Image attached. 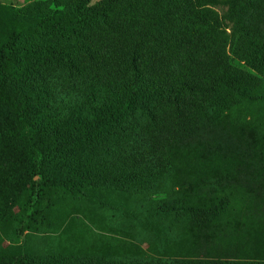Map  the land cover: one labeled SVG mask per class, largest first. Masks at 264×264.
I'll list each match as a JSON object with an SVG mask.
<instances>
[{
	"label": "trees",
	"instance_id": "1",
	"mask_svg": "<svg viewBox=\"0 0 264 264\" xmlns=\"http://www.w3.org/2000/svg\"><path fill=\"white\" fill-rule=\"evenodd\" d=\"M0 264H264V0L0 3Z\"/></svg>",
	"mask_w": 264,
	"mask_h": 264
},
{
	"label": "rangeland",
	"instance_id": "2",
	"mask_svg": "<svg viewBox=\"0 0 264 264\" xmlns=\"http://www.w3.org/2000/svg\"><path fill=\"white\" fill-rule=\"evenodd\" d=\"M33 1L35 0H0V3L13 7H21ZM93 1L95 2L98 0ZM215 10L219 15H222L226 8L221 6L220 8H215ZM79 207H81V205L78 202H70L65 206L57 205L52 208L42 207L39 221L28 232H26L28 246L31 249L37 250L38 244L43 247L47 238L55 236L60 232L62 233L65 227L67 228V226L70 225L74 217H81V214L77 211ZM95 232L98 234L101 233L96 230ZM8 243L10 244L6 249V252L13 251L19 245L18 241Z\"/></svg>",
	"mask_w": 264,
	"mask_h": 264
}]
</instances>
